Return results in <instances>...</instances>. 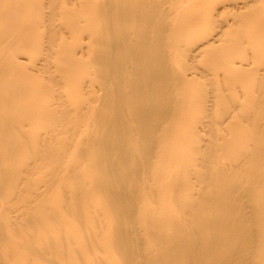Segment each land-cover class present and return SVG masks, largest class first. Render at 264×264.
Segmentation results:
<instances>
[{"label":"bare ground","instance_id":"6f19581e","mask_svg":"<svg viewBox=\"0 0 264 264\" xmlns=\"http://www.w3.org/2000/svg\"><path fill=\"white\" fill-rule=\"evenodd\" d=\"M218 6L217 13H222L215 19L212 13ZM241 29L243 42L233 39L214 63L207 57L212 62L203 68L218 77L221 70L222 81L234 82L235 87L237 81L242 84L249 78L253 84L245 81L251 86L243 87L249 91L245 92L249 101L252 98L251 103L245 100L250 109L243 112V103L230 98L228 91L230 99H225L231 101L230 106L224 102L228 106L220 108V115L213 113L217 115L214 118L209 111L215 100L219 103L223 98H216L221 91L215 100L214 90L211 96H204L200 86L203 92L197 94L192 74L197 73L195 67L179 62L187 57V53L181 55V41H206L188 49L195 56L214 46L212 37L208 38L211 32L217 31L219 37L228 33L229 37V31L237 34ZM247 46L253 47L248 49L249 56ZM247 57L250 60L244 62ZM24 61L32 62L34 68L28 63L31 70L26 67L25 71ZM191 88L196 89L195 97ZM199 102H205L204 106L211 103L208 118L201 119L204 111L201 114L200 110L201 117L188 121L192 104ZM263 108L264 0H0V195L12 192L10 196L15 193L18 201L23 175L19 155L25 148H39L35 159L60 155L50 146L46 148L50 142L62 145L60 150L67 144L81 145L78 154L87 160L95 158L92 165L100 176L92 181L96 186L72 185L73 190L55 195V199L49 198L46 188L37 189L35 200L27 204L47 205L49 211L31 219L43 230L28 233L0 226V264H33L40 255L63 260L71 251V241L61 236L52 245L38 240L52 236L50 227L66 220L57 212L63 204L69 206L63 210L72 211L75 220L66 221L75 228L84 225L79 212L93 197L104 198L116 207L110 239L112 250L124 258L120 264H171L178 258H182L179 264H246L248 259L264 264L259 259L264 254V230L259 219L254 220L264 216ZM84 126L92 128L79 137L85 133ZM205 126L211 133L203 145L205 138L197 140L192 133L198 134V128ZM174 140L190 142V146L201 143L209 152L197 162L182 159L177 148L165 145ZM177 158L182 159L179 165L184 171L163 173V162L174 166ZM222 158L227 161L219 163ZM114 167L123 172L108 181L104 171ZM76 169L66 164L63 175L57 170L53 182L62 181ZM31 171L24 169L27 175ZM244 177L252 188L250 213L245 214L240 205ZM111 182L118 184L109 185ZM123 182L126 184L121 185ZM197 183L204 184L200 194L195 189ZM163 188L171 193L195 189V197L185 203L173 200L169 216L156 217L153 212L139 215L136 211L144 208V201L163 196ZM217 190L222 192L218 197ZM65 192L72 200L63 199ZM9 200H0V205H11ZM197 205L220 207L217 213L201 214L189 231L181 228L188 225L186 217L197 214ZM175 209H179L178 214ZM169 229L175 237L164 242L162 237ZM4 241L9 245L2 246ZM88 241L99 244L93 236ZM17 246H23L27 254L16 253L13 248Z\"/></svg>","mask_w":264,"mask_h":264},{"label":"rangeland","instance_id":"374dc122","mask_svg":"<svg viewBox=\"0 0 264 264\" xmlns=\"http://www.w3.org/2000/svg\"><path fill=\"white\" fill-rule=\"evenodd\" d=\"M220 8L221 7L218 6L215 9V11L212 13L213 14L212 17H214L215 19H218V17L222 13V12H219L220 14L217 13L220 10ZM228 9H230V8H228ZM226 13H231V11H226ZM217 15H219V16H217ZM228 18H230V17H228ZM242 29L240 30L239 33L237 32V34H236V32L233 33V31H229L230 32L229 33V37L227 35L228 33H226L225 35H223V37L221 36L222 38H224L222 40H221V37L217 36V33H216L217 31H214L213 33L211 32L208 38L212 37L211 39L214 41L212 43V44H214V46H212V47H214V48L208 47L207 48L208 50H204L203 51L204 53H202V54L200 53L199 55H195V56H193L195 54L194 51H188V49L189 48L192 49V48H194L193 46L198 45L200 43H204L205 40L204 39H201V40H197L196 39V42H194V41H188L186 39H183V41H181V46H183V47L180 46V50L182 49L181 55L184 54L182 56V57H184L186 55V53H187V57L186 58L184 57L181 61L179 60V62H182L183 66L186 63H187L186 65H188L189 64L188 62H190V66L193 67V69L195 67V69L193 71L197 72V73H192V74H194V77L196 78V83L194 82V85L196 84L198 86V88H196L197 90L196 89H192L194 87H197V86H194L192 84L191 86H194V87H192L191 89L194 90V91L196 90L197 94H201V92H203L205 90L204 94L202 93L204 96L205 95L209 96L210 94L212 95L211 92H213L212 90H214V93H213V96H212L214 100H215V96H216L215 94L219 95L220 92H218V91H221L222 95L220 94L216 98L219 99V97H221V96L223 97V98H220L221 100L219 101V103H218V100L217 101L215 100V102H217L218 105H217V103L216 104L213 103V107H211V109L213 108L212 110H214V111H211V109L209 108L210 107L209 104H211L210 102H208L209 104L206 103L205 106H204L205 102H199V103H196L195 105L192 104L191 111L193 113H191L192 115L189 113L190 116L188 118H190V117L191 118H190V120L187 119L188 121H192V117H193V121H194L196 116L199 117L202 114L203 111H204V113H203L204 115H202L203 117L201 119H205V118L207 119L208 118L207 116L211 112H212L211 113L212 115H213V113L214 114L217 113V114L220 115L221 114V111H219V110H221L220 108H223V106L225 107V106H228L230 104L231 101L229 103H227V101H228V99L232 98L231 96H233L234 98L236 97V100L237 99L240 100V101L237 100L238 102L243 103L241 105L242 108L240 107V109H242L243 112H246V111H244V109L245 110L248 109V108L250 109V107H247V104H246V101H245V100H248L247 102H250L252 100V98H251V100L249 101L250 98L248 99V97H247L248 95L247 96L245 95V92L247 91L246 88L250 84H253L252 81H250L249 78L247 79V77H245L244 78L245 80H243L242 84H241V81H240V83L237 81L236 82V85H237L236 87H235V83L234 82H233L234 84L232 82L230 84L229 83L230 81H229L227 83L232 85L230 87V85H228L226 83L227 79L225 80V82H223L224 80L222 81V77L223 76H222L221 70H219L220 72H218L219 73L218 75L221 74L220 75L221 79H220V76L218 77L214 72L211 71V69H210L211 74L213 73L212 75H216V77L215 76L213 77L212 75H210V72L206 73V71H209V70L208 69L206 70V68H203V67H206L204 64L206 62H208L210 59L214 63L215 60L218 58L219 53H220V55H219V57H220L222 55L221 53L224 52L226 50V48L229 47V45L232 44V42L234 43V40H236V39L238 40V41H235V43L239 42V40H240V42H243V41H241L244 38L243 37V33L241 34V32L243 31ZM208 38H207V41L208 40L210 41L211 39H208ZM219 38H220V40H219ZM185 40H186V42H184ZM231 40H233V41H231ZM220 41H222V42H220ZM230 42H231V44H230ZM220 43H222V44H220ZM220 46H221L222 50L219 49ZM225 46H227V47H225ZM241 46L243 48L244 45L241 43ZM245 47H246V45H245ZM184 48H186L185 49L186 51L183 52ZM209 48H212V49H209ZM252 48L251 47H248L247 49L245 48L246 49L245 51H247L248 49L251 50ZM248 51H247V56H249V53L251 52V51H249V52ZM203 55L205 56V59L203 58L204 57ZM207 57H211V58L209 59ZM249 60H250V57L248 58L247 61L245 59L244 62H248ZM191 61H192L193 64L191 63ZM24 62H25L24 65H26L25 66V71H28V70L30 71L31 70L30 67H32V66H33L32 69L34 68V64L32 62L29 63L27 61L29 64H33V65H30V67L27 66L28 63L26 64V61H24ZM179 62L178 63L176 62V64L181 65V63H179ZM199 63H201V64L199 65ZM196 66L198 67L197 68L198 70H196ZM213 66H215V65L213 64ZM26 67H28L27 68L28 70H26ZM199 71H201V72H199ZM34 78L32 80H34ZM197 79H198V81L199 80L202 81L201 83L199 81V84H201V85L197 84L198 83ZM37 80H38V78H37ZM240 80H242V79H240ZM28 81H29V79H28ZM36 81L35 82L32 81V82L34 84H37ZM208 81L211 84L208 83ZM245 81H248V83H250V84L247 85L245 83ZM29 82H31V81H29ZM216 82H218V83L216 84ZM244 83H245L246 86L244 85ZM29 84H31V83H29ZM203 84H205V85L207 84V86L205 87V85H203ZM212 84H213V86H212ZM210 85H211V87H210ZM226 85H228L227 86L228 88L226 87ZM200 86H202V87L200 88ZM243 86L246 87V88H244ZM199 88L203 89V91L200 90ZM224 88H225V90H224ZM194 91H192L193 95L196 93V91L195 92ZM215 91H216V93H215ZM248 92L249 91H247V93ZM197 94H195L194 97ZM228 95H229L230 98H228ZM243 95H244V97H243ZM250 96H252V95L250 94ZM69 97H71L70 99H73L72 95H70ZM225 97H227L228 99L227 98L225 99ZM197 98H198V96H197ZM243 98H244V100H243ZM245 98H247V99H245ZM224 102H226L225 104H228V105H225ZM250 103H248V105H250ZM214 105H216V107ZM205 107H207V108L205 109ZM208 108L210 109V111H209L210 113H207ZM203 109H205L206 111L203 110ZM196 110L198 111V113H197ZM200 110H201V114H200ZM237 110H239V109H237ZM242 110H240V111L242 112ZM194 112H195V114H194ZM205 112L207 114H205ZM204 116H206V117L204 118ZM216 116L217 115H215V117ZM209 117H211V116H209ZM213 117H214V115H213ZM56 126H55V128H56ZM34 128L37 129V127H34ZM57 128H59V125L57 126ZM91 128L92 127H86L85 128V126H84L82 128V131H84L85 133H83V132H82V134L80 133L79 137H84L86 134H89L88 132L91 130ZM204 128H205V130H202ZM207 129H209L208 126L207 127L205 126V127H202V128H198V130L196 131V133H198V134H193L192 133L193 138H195L197 140H199V139L201 140L204 137L205 139H203L201 142H202L203 145L206 144L205 140H206V138L210 137L209 134L211 133L210 132L211 130L207 131ZM32 131H33V129H32ZM35 131L36 130H34V133H35ZM37 131L36 132L39 133L42 130L40 128ZM194 132H195V130H194ZM195 135H196V137H195ZM50 143H48V145H46V148H48L50 146L51 149L55 153L59 152L60 155H58V156L51 155V156L42 157L40 159H35L36 151L38 152L39 148L36 151L34 149H31V148L30 149L28 148L27 150H25L26 149L25 148L23 150L22 154L19 155L20 156V160H21V166H22V171L21 172L23 173V175L21 177L22 181L20 180L21 181V183H20L21 185L18 187L19 189H21L20 190L21 193H20V191L19 192L17 190L16 191H17V193H20L21 196L19 194L20 197L17 199L18 201L15 202V200H16V198H14L15 197V195H14L15 193H13L12 196H10L12 192L10 193V195L7 192H2L1 193V195H0V200L1 201L7 200V199L9 200V198H11V197H13L14 199H13V202H12L13 204H11V202L9 200L11 205H8V206L4 205V204L0 205V226H6L7 229H10V228L12 229L13 228V229L22 230V231L28 232V233H35L36 231L39 232V230H43V227L42 226L40 227V225H38V223L36 224V222L34 223V221L32 222L31 219H32V217L40 216L41 214H43V213H45V212H47L49 210L47 209V205L34 206L33 203L29 204V205L27 204L28 201L35 200V198H36L35 191L37 189L40 190V189L46 188L49 191V198L50 199L51 198L55 199V197H54L55 195L56 196L60 195L63 191L73 190L72 188L74 186H72V185H75V187H78L79 183H82V185L84 187H86V188H92L93 186H96V185H94L92 183V181L94 180L96 175L99 178H100V176L97 174V172L99 170L97 168H94V166L92 165V163L95 160V158H91V159L87 160L84 156H80L78 154V152L80 151L82 146L79 145V144H67L65 150H60L62 145H59V143H56V142H54L53 145L50 144ZM189 143H184L183 141L181 143H179V141L177 142V141L174 140V141H166L165 145H168L169 147H173V149L177 148V150H178L177 151V155H180L182 159H190V158H192V159H195V162H197L199 160V158L204 157V155L209 152L201 143H199V146H193V145L190 146L191 144H189ZM43 148H45V147L43 146ZM19 156H17V157H19ZM181 158H177V160L175 161V164L177 163V165H174V166H172L173 164L171 162H163V164L161 165L162 172L166 173V174H178L180 172L182 173L184 171V168L180 167V165H179L180 161L182 160ZM263 160H264V158L261 159V161L263 162L262 165H264V161ZM153 161H157V158H154ZM226 161H227L226 159L222 158L219 161V163L220 162H226ZM133 162H134V160H133ZM89 163L92 166H89ZM66 164L71 165L73 168H74V165H75L77 167V169L75 170L74 173H68L66 176L61 178L63 182L60 181V180H57V181L53 182V179H54L56 171L60 170V176H62L63 175L64 166ZM25 168L32 170L29 175L25 174V172H24ZM114 168L115 169H108V170L104 171L105 178L109 179L108 181L118 178V176H121V174L123 172V170H119L116 167H114ZM262 168L264 169V166H262ZM114 183H117V182H111V183H109V185H114ZM122 184H126V183L123 182V183H121V185ZM195 189L197 190V193L200 194L204 190V184L203 183H197L195 185ZM195 189L194 190H183V191H177V192H172L171 193L168 189L163 188V196H160V197H158V198H156L154 200L144 201V208L142 210H139V211H136V212H138L139 215H143V214H146L148 212H153V214L156 217H162V216H167V215L169 216V210L170 209H174V206L172 204H169V203H171L173 200H176V201L179 200V202H182V203L192 201L194 199V197H195L194 196ZM251 190H252V188H251V185L249 183V180L246 177H244V179H243V197L240 200V205H241V208L243 209V213L244 212L247 213V211L250 210V208H249V204H250L249 194L251 193ZM17 193H16V195H17ZM66 193H67V195L65 196V198L63 197V199L64 200H72L71 199L72 197L70 198V195H69V197H67L68 196V192H65V194ZM101 193H103L102 190H101ZM221 194H222V192L220 190H217V197L220 196ZM263 194H264V190H263ZM16 197H18V195ZM78 199H80V197H78L76 200H78ZM11 201H12V198H11ZM168 204H169V206H168ZM67 207H69V206L63 204V206L61 208L57 209V212L60 213V218L63 217L67 221H68V219L70 221H75V220H73L72 216L70 215V213L72 211L63 210L64 208H67ZM111 207H112V205H110L108 203V201H106L104 198L93 197L90 200H88V202L86 204V208L82 209L79 212L80 220L84 223V225H80L77 228H75L74 225L69 224L66 220H64L63 223L57 224L55 226H51L50 227L51 231H53L52 232L53 233L52 236H50L49 238L39 239L38 242L39 243H43L44 241H46L50 245H52L53 243L58 241L59 237L61 236L62 238L68 239L69 241H71L70 242L71 243V251H70L69 254H67V256L63 260L59 259L58 261H57V258L53 257L52 255H46V256L40 255V256L36 257V259L33 261V264H98L101 261H104L106 264H116V263L120 264V263L124 262V258L122 256H120L119 254L115 253L112 250L110 236H111V231L113 229L114 219H116L115 214H114V212H112V210L116 209V207H112V208ZM219 207L220 206H215V207H213L211 209H207V208L203 207L202 205H197L195 207V211H196L197 214H193L192 213L193 215L190 214L189 217H186V219H189L188 225H185L184 227L182 225L181 228L186 229V230L189 231L192 228V225L200 220L201 214H203L206 211H209V212H212V213H217ZM174 213L178 214L179 213V209H175ZM248 213H250V212L248 211ZM182 219H183V217H182ZM257 219H259L258 224H261L262 225V229L264 230V216H262V217H254L255 221ZM249 223L250 222H247V225ZM144 225L147 226L148 228H151V225H150L149 222H145ZM92 236L95 237L99 241V244L90 245V243L88 241V238L92 237ZM174 237H175V235H174L173 229H169V231H167L166 234L162 237V240L164 242H169ZM8 245H9V243L7 241H4L2 246H8ZM261 245H262V250L264 252V238L261 241ZM13 250L16 253H19V254H22V255L27 254V251H26V249L23 246L14 247ZM1 251L2 250L0 249V253H1ZM259 259H260L261 263H264V254H263V257H260ZM177 261L178 262L171 263V264H179V262L182 261V258H180V259L178 258ZM21 264H24V263H21ZM246 264H255V263L253 261H250V259H248V262Z\"/></svg>","mask_w":264,"mask_h":264}]
</instances>
